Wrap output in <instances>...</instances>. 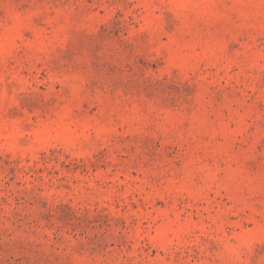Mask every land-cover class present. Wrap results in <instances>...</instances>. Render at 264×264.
<instances>
[{
	"label": "rangeland",
	"instance_id": "1",
	"mask_svg": "<svg viewBox=\"0 0 264 264\" xmlns=\"http://www.w3.org/2000/svg\"><path fill=\"white\" fill-rule=\"evenodd\" d=\"M0 264H264V0H0Z\"/></svg>",
	"mask_w": 264,
	"mask_h": 264
}]
</instances>
